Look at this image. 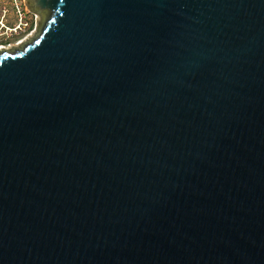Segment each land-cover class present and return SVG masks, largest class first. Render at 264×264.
<instances>
[{"label": "water", "instance_id": "obj_1", "mask_svg": "<svg viewBox=\"0 0 264 264\" xmlns=\"http://www.w3.org/2000/svg\"><path fill=\"white\" fill-rule=\"evenodd\" d=\"M26 3L0 264H264V0Z\"/></svg>", "mask_w": 264, "mask_h": 264}, {"label": "built area", "instance_id": "obj_2", "mask_svg": "<svg viewBox=\"0 0 264 264\" xmlns=\"http://www.w3.org/2000/svg\"><path fill=\"white\" fill-rule=\"evenodd\" d=\"M0 3H4L1 6L2 14L0 13V33L9 39L22 37L20 41L16 42L15 45H17L25 40L27 34L31 32L36 14L31 12L26 0H0Z\"/></svg>", "mask_w": 264, "mask_h": 264}, {"label": "rangeland", "instance_id": "obj_3", "mask_svg": "<svg viewBox=\"0 0 264 264\" xmlns=\"http://www.w3.org/2000/svg\"><path fill=\"white\" fill-rule=\"evenodd\" d=\"M4 3H0V13L2 14V10H1V6L3 5ZM1 19V18H0ZM33 21H34V23H33V26H32V29H31V32H29L28 34H27V36H26V39L28 38V37H30L32 34L33 35H35L34 37H36L37 36V33H38V31H39V29L41 28V26H42V24H43V22H44V18H43V16H41V15H36V17L33 19ZM10 24H11V20H10ZM33 37V38H34ZM30 40H32V39H30ZM29 40V41H30ZM24 41V40H23ZM26 43V42H25ZM28 43V42H27ZM13 46V45H12Z\"/></svg>", "mask_w": 264, "mask_h": 264}, {"label": "flooded vegetation", "instance_id": "obj_4", "mask_svg": "<svg viewBox=\"0 0 264 264\" xmlns=\"http://www.w3.org/2000/svg\"><path fill=\"white\" fill-rule=\"evenodd\" d=\"M22 39V37H12V38H8L2 35V33H0V50L3 48V50H7V48H10V45L13 44L15 45L16 42L20 41ZM12 42V43H11ZM14 49V48H13ZM12 50V49H10Z\"/></svg>", "mask_w": 264, "mask_h": 264}, {"label": "bare ground", "instance_id": "obj_5", "mask_svg": "<svg viewBox=\"0 0 264 264\" xmlns=\"http://www.w3.org/2000/svg\"><path fill=\"white\" fill-rule=\"evenodd\" d=\"M35 35H31L30 37H28L27 39H25L24 41H22L21 43H19V44H17V45H13V46H10V48H7V50H10V49H13V48H19V47H21L23 44H25V42L27 43V42H30L31 40L30 39H33V37H34ZM30 40V41H29ZM1 50H3V48L1 49Z\"/></svg>", "mask_w": 264, "mask_h": 264}]
</instances>
